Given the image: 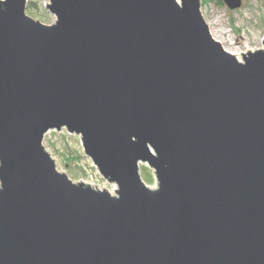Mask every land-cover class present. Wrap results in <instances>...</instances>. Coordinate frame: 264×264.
Segmentation results:
<instances>
[{"label":"water","instance_id":"95a60500","mask_svg":"<svg viewBox=\"0 0 264 264\" xmlns=\"http://www.w3.org/2000/svg\"><path fill=\"white\" fill-rule=\"evenodd\" d=\"M44 5L0 0V264H264V48L202 0ZM62 129L114 192L57 169Z\"/></svg>","mask_w":264,"mask_h":264},{"label":"rangeland","instance_id":"374dc122","mask_svg":"<svg viewBox=\"0 0 264 264\" xmlns=\"http://www.w3.org/2000/svg\"><path fill=\"white\" fill-rule=\"evenodd\" d=\"M45 0H28L33 3L26 9L28 15L40 19L46 24L56 20L44 5ZM50 3V0H46ZM202 9L211 31L224 47L243 61L244 52L264 48V0H243L240 9L231 10L219 0H202ZM45 149L56 160L57 169L67 172L72 180L97 184L99 188H108L111 192L117 188L103 179L92 160L86 155L81 137L70 134L66 129L51 131L44 138ZM143 181L151 188L156 187L155 173L147 164L140 165Z\"/></svg>","mask_w":264,"mask_h":264},{"label":"trees","instance_id":"16d2710c","mask_svg":"<svg viewBox=\"0 0 264 264\" xmlns=\"http://www.w3.org/2000/svg\"><path fill=\"white\" fill-rule=\"evenodd\" d=\"M206 1H207V0H203V2H204V3H205ZM219 2H220V3H223V1H222V0H219ZM32 5H33V3H29V4H28L29 8H31V7H32Z\"/></svg>","mask_w":264,"mask_h":264},{"label":"bare ground","instance_id":"6f19581e","mask_svg":"<svg viewBox=\"0 0 264 264\" xmlns=\"http://www.w3.org/2000/svg\"><path fill=\"white\" fill-rule=\"evenodd\" d=\"M212 34L217 38V36L212 32ZM224 43V42H223Z\"/></svg>","mask_w":264,"mask_h":264}]
</instances>
